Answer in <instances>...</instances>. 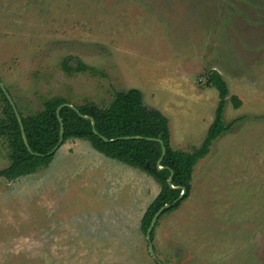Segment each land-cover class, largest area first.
<instances>
[{"label":"rangeland","instance_id":"1","mask_svg":"<svg viewBox=\"0 0 264 264\" xmlns=\"http://www.w3.org/2000/svg\"><path fill=\"white\" fill-rule=\"evenodd\" d=\"M242 1L0 0V79L23 114L56 95L102 107L134 87L167 116L170 145L190 151L219 99L205 72H220L231 127L193 166L188 197L159 216L163 264H264V49L241 36ZM8 150L0 137V169ZM113 161L68 139L47 166L0 177V264H157L140 219L159 185Z\"/></svg>","mask_w":264,"mask_h":264},{"label":"trees","instance_id":"2","mask_svg":"<svg viewBox=\"0 0 264 264\" xmlns=\"http://www.w3.org/2000/svg\"><path fill=\"white\" fill-rule=\"evenodd\" d=\"M204 83L217 89L219 99L214 119L205 137L199 146L190 151L171 147L167 117L158 109L148 107L143 101L142 92L134 87L115 91L110 103L102 107L86 100L82 104H72L76 107L74 109L64 104L67 101L63 97L56 95L45 99L43 108L37 112L23 114L17 109L31 149L29 151L23 142L14 110L0 88L2 103L0 137L5 138L9 148L7 153L9 164L0 169V177L13 180L31 174L50 163L56 150L49 152L59 140L60 125L56 109L63 104L58 110L64 127L61 144L68 139L86 140L104 156L140 169L158 183L159 192L147 205L140 220V229L145 234L152 216L162 205L169 204L160 215L175 210L188 197L193 166L207 154L211 143L231 127V123L226 124L223 120V110L229 93L226 82L217 70L209 69L205 72ZM7 91L9 92L8 88ZM230 101L234 108L240 107L242 103L237 95H230ZM82 115L93 119L94 128L91 120ZM133 135L161 138L165 145V154L160 162L162 168L157 166V160L161 155L159 142L144 138L114 139ZM103 137L108 140H104ZM170 171L173 173L171 183L175 188L167 182ZM182 187L185 192L179 198Z\"/></svg>","mask_w":264,"mask_h":264},{"label":"crops","instance_id":"3","mask_svg":"<svg viewBox=\"0 0 264 264\" xmlns=\"http://www.w3.org/2000/svg\"><path fill=\"white\" fill-rule=\"evenodd\" d=\"M250 4H249V2ZM244 3H242V5L244 6V14L242 13V19L244 22H246V26L243 27V33L241 34V36L243 38H247V39H256L255 40V43H256V47L254 48L255 50L257 49H260L261 52L262 50L264 49V43H259L258 44V41L261 38V34H264L262 32H264V30H262V27L264 26V0H247V1H242ZM194 5V4H193ZM254 18H257L258 20H255ZM262 31V32H261ZM243 45V44H242ZM242 48H245L244 45L242 46ZM254 52V50H252ZM256 53L259 52V51H255ZM256 58H254V61ZM253 61V64L255 65V62ZM211 69H215V68H211ZM217 70V69H215ZM218 71V70H217ZM219 72V71H218ZM220 73V72H219ZM160 111V110H159ZM166 116V115H165ZM167 117V116H166ZM168 119V118H167ZM211 124V123H210ZM77 139V138H76ZM79 140H82V139H79ZM202 142V141H201ZM90 144V143H89ZM172 147V146H171ZM93 148V147H92ZM173 148V147H172ZM94 149V148H93ZM174 149H178V148H174ZM95 150V149H94ZM97 151V150H95ZM98 152V151H97ZM100 153V152H98ZM101 154V153H100ZM103 155V154H102ZM106 157V156H105ZM106 158H109V157H106ZM111 160H114L113 162H116L117 160L115 159H112L110 158ZM94 160V159H93ZM94 162H96L97 164L101 165L103 167V169L105 170H110L112 169V167L110 166V161H108V159H104L102 157L101 161L100 160H94ZM118 163H116V169H117V172H119L118 174L119 175H122V173H129L131 174V171L133 172H137V168H134V167H131L125 163H122L120 161H117ZM126 166V167H125ZM120 168V169H119ZM140 170V169H138ZM142 171V170H140ZM36 172V171H35ZM144 172V171H142ZM34 173V172H33ZM146 173V172H145ZM32 174V173H31ZM149 175V174H148ZM152 177V176H151ZM153 178V177H152ZM154 179V178H153ZM155 181V179H154ZM156 182V181H155ZM157 183V182H156ZM158 184V183H157ZM159 192V190H158ZM157 192V193H158ZM156 193V195H157ZM155 195V196H156ZM154 196V197H155ZM153 197V198H154ZM153 200V199H152ZM151 200V201H152ZM150 201V202H151ZM147 207V206H146ZM145 210V209H144ZM173 211V210H172ZM144 212V211H143ZM142 216H143V213H142ZM141 216V218H142ZM141 220V219H140ZM158 221V220H157ZM158 224V222L156 223V225ZM155 225V226H156ZM155 234V233H154ZM154 236V235H153ZM176 245L175 248H173L174 250V254H179V253H182V247L181 246H178L177 244H174ZM163 264V263H162ZM165 264V263H164Z\"/></svg>","mask_w":264,"mask_h":264},{"label":"water","instance_id":"4","mask_svg":"<svg viewBox=\"0 0 264 264\" xmlns=\"http://www.w3.org/2000/svg\"><path fill=\"white\" fill-rule=\"evenodd\" d=\"M0 88L1 90L3 91V93L5 94L6 98L8 99L9 103L11 104L13 110H14V113L16 115V118L18 120V123H19V126H20V131H21V136H22V139H23V142L24 144L26 145L27 149L29 151H31L29 145H28V142H27V139H26V135H25V132H24V127H23V123H22V120H21V116L15 106V103L10 95V93L7 91V88L4 86V84L1 82L0 80ZM74 109H76V107H74V105L72 104H68V103H64ZM63 104L59 105L58 108L56 109V115H57V118L59 120V125H60V129H59V140L57 142V144L54 146V148L49 152H53L55 151L59 145L61 144L62 142V137H63V131H64V127H63V123H62V120L60 118V116L58 115V110L59 108L62 106ZM82 117L84 118H89L91 120V124H92V127L94 128V121L91 117L87 116V115H82ZM120 138H125V139H135V138H144V139H148V140H154V141H157L159 142L160 144V147H161V155L160 157L158 158L157 160V166L158 168H162L163 166L160 165V162L165 154V145L163 143V141L161 140L160 137H144V136H140V135H133V136H121V137H116L114 139H120ZM104 140H108L106 137H103ZM113 140V139H111ZM172 171H170V175L167 179V182L168 184L172 187V188H175L174 185H172L171 183V180H172ZM177 187V186H176ZM185 190L184 188L182 187L181 188V193L179 195V198H181L184 194ZM169 206L168 203L162 205L155 213L154 215L152 216L151 218V221L146 229V232H145V238H146V241H147V249H148V252L149 254L152 256V258L156 261L157 264H162V262L158 259V257L156 256L155 252H154V248H153V244H152V241H151V232H152V229L155 225V222L158 218V216Z\"/></svg>","mask_w":264,"mask_h":264}]
</instances>
